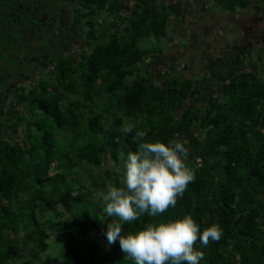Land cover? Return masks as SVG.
Returning <instances> with one entry per match:
<instances>
[{"label":"trees","instance_id":"trees-1","mask_svg":"<svg viewBox=\"0 0 264 264\" xmlns=\"http://www.w3.org/2000/svg\"><path fill=\"white\" fill-rule=\"evenodd\" d=\"M213 1L237 13L257 0ZM125 2L82 0V58L52 56L1 111L0 264H36L51 243L64 264H264V75L239 71L189 105L196 79L159 83L161 47L140 46L174 12L131 0L126 16ZM196 132V156L177 163L174 137Z\"/></svg>","mask_w":264,"mask_h":264},{"label":"rangeland","instance_id":"rangeland-1","mask_svg":"<svg viewBox=\"0 0 264 264\" xmlns=\"http://www.w3.org/2000/svg\"><path fill=\"white\" fill-rule=\"evenodd\" d=\"M180 3L184 10L180 12L181 15L179 14V21L177 20L179 23L177 26L178 30L173 28V22L170 21L165 36H153L140 42V46L144 49L155 47H161L162 49V54L148 61L149 66L151 68L154 67L152 76L156 81L162 84L165 83L167 72H161V68H158L159 71L157 72L155 67L161 65L162 68H166L167 65L171 67L173 62L177 63L176 66L178 67L182 63L191 60V67L187 74L193 77L194 74L192 72L195 70L200 75L199 78H196L197 81L195 80V84H197L196 90L201 89V91H204V89L209 90V80L215 77L212 76L214 74L212 72L213 69H222L223 66L220 64H223L228 56L245 54L247 60L250 59V63L247 64L246 68L256 67L255 63L259 57L255 52L261 50V46L262 48L264 47V0H257L248 9L237 13L224 11L211 0H193L191 2L185 0ZM204 3L209 4L208 12L200 8ZM185 10L186 12L183 13ZM190 15L194 17L198 27L194 31L191 30V26L188 23ZM251 49H253V52ZM251 57L254 60V64ZM258 67V72L264 75V61H261ZM203 72L206 75H201ZM185 74V72H181L179 75ZM219 76L220 74L218 73ZM216 83L218 84H216L217 86L215 85L214 89L205 90L210 97H213V94H215L214 97L218 96L222 92L223 86L220 84L223 82L219 80ZM201 91L197 94L194 92L189 105L194 104L201 108L205 107L203 103L200 104L199 97H197V95L201 94ZM7 102H4V106L9 105ZM18 133L20 134V132ZM198 135L199 132H196V134H192L186 139L181 138L177 142L175 140L174 143L176 144L172 146L173 151L181 149V156L174 155L171 158L175 159L177 163H187L188 160L193 159L196 156L197 146L202 141V138ZM104 170L103 167H95L93 174L97 176L103 173ZM112 194L115 197L117 196L115 191ZM52 241L50 240V242ZM102 245L107 251L106 241L102 240ZM64 259L65 250L61 246L51 243L49 249L40 256L36 264H64Z\"/></svg>","mask_w":264,"mask_h":264},{"label":"flooded vegetation","instance_id":"flooded-vegetation-1","mask_svg":"<svg viewBox=\"0 0 264 264\" xmlns=\"http://www.w3.org/2000/svg\"><path fill=\"white\" fill-rule=\"evenodd\" d=\"M129 3L126 0L122 9V13L126 16L131 7ZM84 8L82 0H0V54L10 47L8 54L6 53L4 57L0 56V121H2L1 111H7L4 102L8 101V104L12 98L11 91L19 85L30 86L39 80L51 65L52 56L59 54L64 58L71 56L73 59L82 58L83 52L87 49V38L92 32L86 22L76 23L74 17L83 11H90L84 10ZM185 12L186 10L183 11V13ZM101 19H105L104 16ZM110 19L113 20V18ZM111 21L108 20V23ZM188 23L191 30L194 31L198 28L192 15H190ZM110 34L113 35V28L109 31ZM94 37L89 50H92L97 44L99 33L96 32ZM260 49L255 52L259 57L256 60L255 68H246L250 59L247 60L245 54L226 57L225 62L220 64L223 66L222 69L220 68V76L218 77V74L215 73V77L210 78L209 90L210 88L214 89L219 80L223 82L220 84L223 86L230 76L239 71L253 70L257 72L258 65L264 61V47L261 46ZM251 50L253 52V49ZM251 60L254 64L252 57ZM190 62L191 60L188 61V63ZM176 65L177 63L173 62L171 68H176ZM4 82H7L4 85L7 88L5 87L6 90L4 89L3 92ZM195 89H197L196 86ZM199 91L201 89L194 92L197 94ZM203 92L201 91V97ZM209 97L207 94L204 100L206 103L211 101L212 97ZM204 101H200V104L205 105Z\"/></svg>","mask_w":264,"mask_h":264},{"label":"crops","instance_id":"crops-1","mask_svg":"<svg viewBox=\"0 0 264 264\" xmlns=\"http://www.w3.org/2000/svg\"><path fill=\"white\" fill-rule=\"evenodd\" d=\"M131 0H128V2H130ZM160 1H163V3H165V5H167V4H169V6H170V8L172 9V11L174 12V15L171 17V19H170V21H172L173 22V28L175 29V30H178V28H177V26L179 25V23H178V21H179V16L181 15V13L180 12H182V7L180 6V2H182V1H185V0H160ZM189 2H191V1H193V0H188ZM211 1H213V0H211ZM205 4V3H204ZM203 4V5H204ZM207 4V3H206ZM129 5L131 6V2L129 3ZM202 5V6H203ZM174 6V7H173ZM202 6L200 7L201 9H202ZM204 11V10H203ZM180 14V15H179ZM182 17H183V14H182ZM176 21H175V20ZM178 20V21H177ZM168 29V28H167ZM181 49H183V48H181ZM185 65H188V68H187V73H188V71L190 70V63H188V62H184V63H182L181 65H179L178 67H176V68H169V65H167L166 66V68H162V65L161 66H158V67H155V68H157L156 70H157V72L159 71V69L158 68H161L160 69V71L162 72V71H164V72H167V74H166V76H168L169 78L170 77H174V76H177V75H179L181 72H183V69H184V66ZM197 66V65H196ZM154 69V67H152V70ZM214 74L212 75V76H214L215 75V73H216V75L219 73L220 74V70H214L213 69V71H212ZM218 72V73H217ZM186 73V75H188ZM193 74H194V78L196 79V78H199V74L197 73V72H195V70H193V72H192ZM176 74V75H175ZM201 75H206L204 72H203V74H201ZM189 76V75H188ZM191 77V76H190ZM211 77V76H210ZM166 80V79H165ZM197 81V80H196ZM208 90V89H207ZM205 93L203 92V96L201 97V94L200 95H197V97H199V101H204L205 100V97H206V95L207 94H205ZM216 97V96H215ZM205 102V101H204ZM197 103H199V102H197ZM192 134H189V136H191ZM189 136H187V137H189ZM187 137H183V139H186ZM199 137H200V135H199ZM179 139H181V138H179L178 136H175L174 137V139H173V141H172V143L174 144V146H175V144L176 143H174L175 142V140H176V142H177V140H179ZM174 155H179V156H181V149H178V150H176V151H173V147L171 148V151H170V157H172V156H174Z\"/></svg>","mask_w":264,"mask_h":264}]
</instances>
